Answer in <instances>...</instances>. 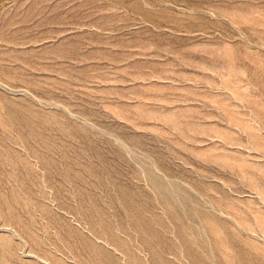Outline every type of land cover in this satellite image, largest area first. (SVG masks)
Listing matches in <instances>:
<instances>
[{"label":"rangeland","instance_id":"obj_1","mask_svg":"<svg viewBox=\"0 0 264 264\" xmlns=\"http://www.w3.org/2000/svg\"><path fill=\"white\" fill-rule=\"evenodd\" d=\"M0 264H264V0H0Z\"/></svg>","mask_w":264,"mask_h":264}]
</instances>
